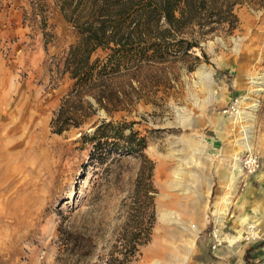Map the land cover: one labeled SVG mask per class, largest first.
Masks as SVG:
<instances>
[{"label": "rangeland", "instance_id": "obj_1", "mask_svg": "<svg viewBox=\"0 0 264 264\" xmlns=\"http://www.w3.org/2000/svg\"><path fill=\"white\" fill-rule=\"evenodd\" d=\"M38 2L0 0V264H68L57 236L68 221L91 225L98 242L88 258L71 263L98 264L108 256L126 218L137 162L131 157L96 167L88 162L90 143L81 134L102 118L133 121L147 136L145 151L155 163V220L134 264L158 263L147 251L166 223L158 221L160 212L177 217L173 228L182 234L164 239L178 254L170 264L190 263L193 239L185 231L193 222L179 223L183 215L168 202L178 194L192 195L198 185L214 187L219 236L224 229L231 231L232 243L262 241L258 217L240 213L239 229L222 221L234 203L251 211L249 190L264 178V7L238 6L230 34L200 42L205 54L194 47L188 55L143 62L124 72L113 87L125 94L126 107L112 115L98 108L90 123L57 133L50 121L71 86L62 64L76 33L54 0ZM41 10L45 23L33 14ZM248 154L257 159L252 171L241 163ZM171 180L179 183L170 188ZM213 223L206 230L211 232ZM211 243L210 249L220 245Z\"/></svg>", "mask_w": 264, "mask_h": 264}, {"label": "trees", "instance_id": "obj_2", "mask_svg": "<svg viewBox=\"0 0 264 264\" xmlns=\"http://www.w3.org/2000/svg\"><path fill=\"white\" fill-rule=\"evenodd\" d=\"M54 4L76 33L62 64L71 86L50 121L52 131L61 133L90 123L98 108L112 115L126 107L125 94L113 87L124 72L143 62L188 55L194 47L205 54L200 42L230 34L238 22V6L263 8L264 0H54ZM33 13L46 22L43 10ZM99 49L102 53L93 57ZM81 138L90 143L88 162L94 167L113 159H136L126 218L111 239L108 256L98 262L134 264L155 220V163L145 151L147 136L134 128L133 121L102 118L92 130L82 131ZM93 229L69 221L58 227L64 262L74 264L72 260L91 255L98 243ZM245 256L247 264H253L248 252Z\"/></svg>", "mask_w": 264, "mask_h": 264}, {"label": "crops", "instance_id": "obj_3", "mask_svg": "<svg viewBox=\"0 0 264 264\" xmlns=\"http://www.w3.org/2000/svg\"><path fill=\"white\" fill-rule=\"evenodd\" d=\"M33 14L35 16V13ZM35 17H38V15ZM40 31L44 34V28H40ZM213 191L214 187L212 184L207 187L198 185L193 189L192 195L178 194V198L172 197L170 201L171 206L174 205V203H172L173 201L177 200L176 204L179 202L178 205L175 204L180 208V213L183 215L179 218V223L181 221L185 223L188 221L193 222V227L189 228L186 226L188 228H186V230H189L187 234L193 239L192 246L189 250V264H247L245 258L246 252H248L251 261L262 258L264 256V178L249 190L250 196H248V198L250 201H248V207L249 210L251 208V211H246L248 208L244 210L242 204L237 205L234 203L230 207L228 217L222 221L223 225L228 221V226L230 228L239 229L243 223V218L240 213L244 211L247 212L246 214L249 215L247 219L258 217L260 223H263L261 225L262 241H259L256 245H246V243L237 239L232 243L231 231L221 229L220 236L223 242L214 249H210L206 246L211 239V237H209V229L206 230L207 226L208 224L210 225L212 221L216 220L214 214L215 208L213 207V197L215 193ZM185 223L181 222V224Z\"/></svg>", "mask_w": 264, "mask_h": 264}, {"label": "bare ground", "instance_id": "obj_4", "mask_svg": "<svg viewBox=\"0 0 264 264\" xmlns=\"http://www.w3.org/2000/svg\"><path fill=\"white\" fill-rule=\"evenodd\" d=\"M246 135H248V134H246ZM248 141V140H247ZM195 143V142H194ZM247 146V148L249 147V145L248 144H246ZM250 148V147H249ZM169 155V154H168ZM172 155V154H171ZM161 160V159H160ZM160 160H159V162H160ZM164 160V159H163ZM162 160V161H163ZM167 163V162H166ZM158 164V163H157ZM162 165H164V164H162ZM166 165V164H165ZM164 167V166H163ZM158 170H160V165H158ZM157 170V171H158ZM164 170H166V168L164 169ZM157 171H156V173H157ZM166 176V175H165ZM157 177V176H156ZM181 177V176H180ZM167 180V179H166ZM166 182V181H165ZM170 183V182H169ZM179 182L176 180V182H175V180H171V183H170V188H171V186H175V185H177ZM182 183V182H181ZM179 186V185H178ZM177 188V187H176ZM181 195H183V194H181ZM170 198V197H169ZM175 198V197H174ZM178 198V197H177ZM176 200V199H175ZM171 201V200H170ZM177 201V200H176ZM176 201H173L172 203H174V205L176 204ZM183 202V201H182ZM186 202V201H185ZM169 204L171 203V202H168ZM178 204H179V202H177ZM178 204H176V205H178ZM174 205H172V206H174ZM175 205V206H176ZM186 205V204H185ZM180 206V205H179ZM177 207V206H176ZM179 208V207H178ZM181 209H183V208H181ZM179 210H180V208H179ZM221 213V212H220ZM219 213V214H220ZM171 215V214H170ZM220 216V215H219ZM218 217V216H217ZM221 217H223V215L222 216H220V218ZM219 218V217H218ZM158 221L159 222H166L165 223V225H162L163 226V229H162V231L158 234V236H159V238H161V240L159 239V238H157L156 239V242H155V244H154V246L153 247H151L148 251H147V253H148V257L150 256V257H153V256H155V257H157V259H156V261L158 262V263H156V264H170L171 262H173L175 259H177L178 258V254H177V251H176V248L174 247V245H172L169 241H164V239L165 240H176L177 238H178V235H182V234H180L179 233V231H177L176 230V228H173V226L174 225H176L177 224V221H178V218L177 217H172V218H170V219H168V218H165V215L163 214V213H159L158 214ZM166 224H170V227L168 228L167 226H166ZM160 225V224H159ZM166 226V227H165ZM182 232V231H181ZM188 232V230H186L185 231V233H187ZM164 242H163V241ZM172 243H175V242H172ZM177 246V245H176ZM181 249V248H180ZM183 249V248H182ZM183 251V250H182ZM187 252V251H186ZM147 255V254H146ZM176 261V260H175ZM174 261V262H175Z\"/></svg>", "mask_w": 264, "mask_h": 264}, {"label": "built area", "instance_id": "obj_5", "mask_svg": "<svg viewBox=\"0 0 264 264\" xmlns=\"http://www.w3.org/2000/svg\"><path fill=\"white\" fill-rule=\"evenodd\" d=\"M241 163H242V166L245 167L248 171H252L255 169V167L257 165L256 156L248 154L246 157L243 158V160H241ZM215 222H216V220H214L213 227H212L211 232H210L211 233V241H212L211 246L213 248L217 244L221 243V237L218 234V228H217ZM249 227H250V230H253V229H251V225ZM257 230L259 231L260 229H257ZM253 232H254V230H253ZM260 233H261V230H260ZM248 235L249 234L247 233L246 237H248ZM256 263L257 264H264V257L256 260Z\"/></svg>", "mask_w": 264, "mask_h": 264}]
</instances>
